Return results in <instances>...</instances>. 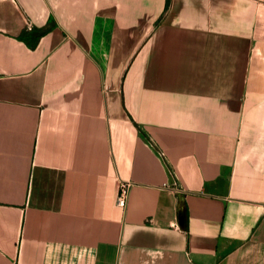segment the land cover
<instances>
[{
    "label": "crops",
    "instance_id": "crops-1",
    "mask_svg": "<svg viewBox=\"0 0 264 264\" xmlns=\"http://www.w3.org/2000/svg\"><path fill=\"white\" fill-rule=\"evenodd\" d=\"M0 264H264V0H0Z\"/></svg>",
    "mask_w": 264,
    "mask_h": 264
},
{
    "label": "built area",
    "instance_id": "built-area-1",
    "mask_svg": "<svg viewBox=\"0 0 264 264\" xmlns=\"http://www.w3.org/2000/svg\"><path fill=\"white\" fill-rule=\"evenodd\" d=\"M132 184L129 182H122L117 196V205L121 208H126L129 200L130 189Z\"/></svg>",
    "mask_w": 264,
    "mask_h": 264
}]
</instances>
